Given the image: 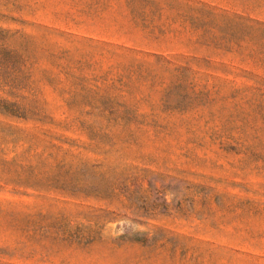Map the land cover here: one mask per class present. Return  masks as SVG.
Instances as JSON below:
<instances>
[{
    "label": "rangeland",
    "instance_id": "obj_1",
    "mask_svg": "<svg viewBox=\"0 0 264 264\" xmlns=\"http://www.w3.org/2000/svg\"><path fill=\"white\" fill-rule=\"evenodd\" d=\"M0 264H264V0H0Z\"/></svg>",
    "mask_w": 264,
    "mask_h": 264
},
{
    "label": "trees",
    "instance_id": "obj_2",
    "mask_svg": "<svg viewBox=\"0 0 264 264\" xmlns=\"http://www.w3.org/2000/svg\"><path fill=\"white\" fill-rule=\"evenodd\" d=\"M9 34L0 29V106L3 108L12 107L15 103L7 100L19 92L22 86L17 78L20 74L18 54L9 45ZM5 95L7 98H3Z\"/></svg>",
    "mask_w": 264,
    "mask_h": 264
}]
</instances>
